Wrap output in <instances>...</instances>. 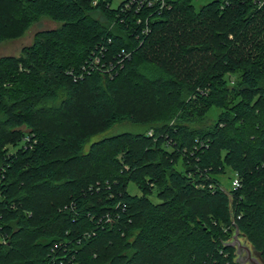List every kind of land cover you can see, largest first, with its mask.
I'll return each mask as SVG.
<instances>
[{
    "label": "trees",
    "instance_id": "16d2710c",
    "mask_svg": "<svg viewBox=\"0 0 264 264\" xmlns=\"http://www.w3.org/2000/svg\"><path fill=\"white\" fill-rule=\"evenodd\" d=\"M167 3L143 34L125 1L0 0V43L61 24L0 58V264H240L237 229L264 258V0Z\"/></svg>",
    "mask_w": 264,
    "mask_h": 264
},
{
    "label": "rangeland",
    "instance_id": "374dc122",
    "mask_svg": "<svg viewBox=\"0 0 264 264\" xmlns=\"http://www.w3.org/2000/svg\"><path fill=\"white\" fill-rule=\"evenodd\" d=\"M124 1L126 0H112V8L117 9ZM192 1H193V4L196 6V9L199 10L202 6L206 5L212 0H192ZM17 15L18 14L15 13L14 16L17 17ZM13 24H14V28H13L11 36L8 39H6L4 42L0 43V58L4 56L20 57L22 54V50L26 46H31L34 43L35 36L38 32H41L44 30L58 29L61 27L60 23L55 22L48 17H42L38 19L35 23H33L28 29L24 31L21 29V26L19 25V23H17L16 19H14ZM233 79L235 78L233 77ZM219 113H220V110L217 107L211 108L208 114V118L211 122H207L203 126H206V125L212 124V122H215L219 117ZM198 127H201V126H198ZM139 131H144V128L136 127L130 122L125 121V122L115 125L112 129L108 131H105L101 134L96 135L90 140V144L97 142V141H101L106 138L117 136L123 133H129V132L135 133ZM232 176H233L232 172L227 170L226 174L222 178V187L225 191L229 190L231 187ZM129 191L132 194L140 195V192L136 189L134 185L130 186ZM234 236L231 242L234 241ZM240 240L243 245L245 246L247 245L251 249H254L252 244L248 242L246 238L241 237ZM236 250L238 251L237 247H236ZM239 257L240 256L237 254L236 260H238ZM241 257L246 258L247 254L243 252Z\"/></svg>",
    "mask_w": 264,
    "mask_h": 264
},
{
    "label": "built area",
    "instance_id": "2783aa9c",
    "mask_svg": "<svg viewBox=\"0 0 264 264\" xmlns=\"http://www.w3.org/2000/svg\"><path fill=\"white\" fill-rule=\"evenodd\" d=\"M36 1V0H33ZM100 0H93L96 6ZM168 7L167 0H126L123 12L132 14L136 23L143 25V34H148L150 31V21L158 18L160 14ZM145 22V24H144ZM241 187V181L237 175L232 180V189L238 190Z\"/></svg>",
    "mask_w": 264,
    "mask_h": 264
},
{
    "label": "water",
    "instance_id": "95a60500",
    "mask_svg": "<svg viewBox=\"0 0 264 264\" xmlns=\"http://www.w3.org/2000/svg\"><path fill=\"white\" fill-rule=\"evenodd\" d=\"M240 239V231L239 229H237L234 236V241L230 243V246L238 248L237 254L240 256L238 262L240 264H264L262 253L257 251L256 249H251L247 245H243ZM243 252L247 254L246 258L241 257Z\"/></svg>",
    "mask_w": 264,
    "mask_h": 264
}]
</instances>
